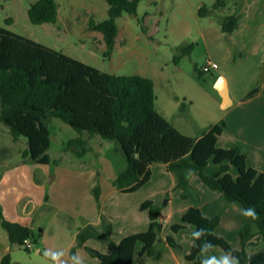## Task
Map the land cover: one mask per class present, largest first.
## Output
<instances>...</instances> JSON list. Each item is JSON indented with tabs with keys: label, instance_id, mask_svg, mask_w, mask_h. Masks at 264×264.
<instances>
[{
	"label": "trees",
	"instance_id": "obj_1",
	"mask_svg": "<svg viewBox=\"0 0 264 264\" xmlns=\"http://www.w3.org/2000/svg\"><path fill=\"white\" fill-rule=\"evenodd\" d=\"M104 1L107 17L102 21L90 18L87 29L102 34V56L110 58L118 35L117 19L126 14L135 18L138 24L142 23L137 18L140 0ZM233 4V12L223 18L217 14L227 7V0H215L210 6L201 3L197 15L214 19L221 32L230 36L238 29L241 20L240 6L237 2ZM27 17L33 25L56 24L58 4L55 0H36L29 6ZM191 48V45L178 46L174 50L185 55ZM194 71L201 77V71L195 67ZM153 86L146 77L103 72L0 27V123L8 129L14 142L25 139L26 149L20 156L22 163L50 164L47 150L50 147L49 124L53 119L62 121L76 132L68 145L76 148L73 151L77 157L88 152L87 143L93 137L112 141L125 159V168L113 181V186L121 194L137 191L149 181L151 166L163 164L176 179L174 189L179 191L180 199L193 202L180 223L171 226L172 232L179 231L186 224L195 230L205 228L208 235L202 240L210 241L223 252L233 249L226 240L215 235L219 215L207 218L200 212L196 190L189 184L191 170L208 189L221 193L227 205L237 203L242 209H256L258 220L243 216L238 233L240 249H233L232 255L239 258V264H264V247L253 254L245 251L246 245H255L259 240L264 246V172L258 173L246 165L243 144L234 143L225 149L216 147L217 137L226 129L223 121L211 125L197 138L181 134L156 111ZM257 92L254 90L249 96ZM8 154L7 149L0 150V164L9 158ZM209 163L213 170L206 175L204 169ZM231 170L236 173L235 177ZM92 192L97 200V187ZM140 210L148 213L149 224L145 232L126 236L115 243L110 239V223L101 214L102 232L98 233L90 226L79 229L70 256L74 255L76 247H83L96 264H131L134 247L140 243V254L160 258L161 206L146 201ZM0 227L6 232L11 246L27 251L30 250L24 247V241L35 244L36 237L42 233L39 229L35 235L31 228L8 221L1 207ZM88 239L105 243L108 253L85 246ZM202 240L195 243L199 245ZM164 243L171 248L179 247L171 236L166 237ZM199 251L198 247H193L192 241L186 260L200 264ZM0 264H11L10 255L5 254Z\"/></svg>",
	"mask_w": 264,
	"mask_h": 264
},
{
	"label": "crops",
	"instance_id": "obj_2",
	"mask_svg": "<svg viewBox=\"0 0 264 264\" xmlns=\"http://www.w3.org/2000/svg\"><path fill=\"white\" fill-rule=\"evenodd\" d=\"M239 13L241 15L239 27L230 36L223 34L212 18H207L205 29L200 31L198 38L204 43V52L209 57L206 60L211 59L219 64L218 68L207 76L196 75L194 67L199 70V65L194 60H191L192 70L189 69L192 72L181 67L183 57H190L193 52L192 48L195 46L193 41L173 44V57L179 55L174 50L178 46L191 45L192 48L189 54H180L178 58L169 61V65L155 66L154 63L148 65L145 61V65L141 63L135 73L119 74L116 67L123 65V62L127 63V59L124 57L122 63L118 62L117 52H122L121 48L128 50L132 45L119 47L116 40V54L114 50L110 56V61L114 64L111 74L139 75L150 79L154 85L156 111L187 137L197 138L211 125L223 121L226 129L217 137L216 147L225 149L234 143L243 144L246 165L262 173L264 172V0H244ZM141 29L143 34L148 32L147 36L151 38L146 26L141 25ZM204 63L205 60L202 65ZM170 85L174 90L175 99L173 95H169L167 86ZM254 90L258 92L249 96ZM87 145L89 150L81 157L74 154L75 148L72 149L78 165L73 162L74 159L67 160L69 163L66 173L60 175L57 173L54 176V179L58 178L59 183L82 181L86 184L82 188L83 194L80 192L77 195L75 192L72 195V198L76 196L80 198L72 202L70 208L68 204L64 205L71 213L80 216V224L71 232L69 246H76L79 229L90 226L101 233L103 230L101 214L110 223V239L115 243L126 236L145 232L149 224L148 213L141 211L140 207L144 202L150 201L161 206L159 221L162 223V230L159 242L162 243V253L158 259L142 255L141 244L137 243L131 264H193L186 260V255L191 249V234L195 228L186 224L182 230L171 232V226L180 223L182 215L193 205V202L190 199H180L179 191L174 189L176 179L167 171L165 165H152L151 176L146 184L133 193L121 194L113 186L118 172L125 168V159L118 147L114 142L99 137L91 138ZM34 165L41 168L39 169L41 174L31 173L32 165L22 162L8 166L0 174V207L4 217L10 222L31 228L33 233L42 229L37 217L44 212L49 203L46 194L50 190L45 187L46 177L49 175L48 165ZM212 170L213 166L209 163L204 173L209 175ZM89 171L92 172L91 177L87 175ZM230 173L233 177L236 176L234 170ZM189 184L196 190L197 206L202 215L207 218L219 215L215 235L226 240L233 249H240L238 233L243 222L241 206L237 203L227 205L223 195L208 189L195 172H191ZM95 187L98 189L97 200L92 192ZM163 199L166 201L161 205ZM168 236L174 239L178 248H171L164 243V239ZM84 245L101 253H108L107 245L96 239H88ZM32 246L33 244L29 250ZM10 247L6 232L5 236L0 232V260L5 254H9ZM262 247L264 246L259 240L255 245H246L245 251L247 254H253ZM76 248L75 254H79L84 259V264H96V260L89 258L83 247ZM37 253L40 255L41 251L37 250ZM222 253L219 247L211 251V255L217 257ZM68 264H71L70 254Z\"/></svg>",
	"mask_w": 264,
	"mask_h": 264
},
{
	"label": "rangeland",
	"instance_id": "obj_3",
	"mask_svg": "<svg viewBox=\"0 0 264 264\" xmlns=\"http://www.w3.org/2000/svg\"><path fill=\"white\" fill-rule=\"evenodd\" d=\"M35 1L0 0V27L111 74L114 64L111 63L110 58H103L102 56L104 51L102 34L87 29V22L90 18L95 21H102L107 17V5L104 0H55L58 4V22L41 25L31 24L27 17V10ZM214 1L140 0L137 18L142 20V24H138L135 18L126 14H123L116 21L119 30L116 38L118 46L132 45L128 50L121 48L122 52H117L118 62L122 63L124 57L127 59V63L123 62L121 66L115 65L117 72L119 74H133L141 63L145 65V61L148 62V65L152 63L155 66L169 65L174 54L173 44L179 45L183 41L186 43L193 41L195 46L192 48L193 52L190 57H183L181 67L192 72L191 60H194L199 65L200 70L204 60L206 61V58L209 57L204 52V43L198 38L200 31L205 29L207 18L198 17L197 8L201 3L210 6ZM234 2L241 6L244 0H227V7L219 11L217 16L223 18L232 13ZM141 25L148 28L151 38L147 36L148 32L143 34ZM202 75L207 76L209 74ZM167 89H169V95L172 96L174 94L172 85L167 86ZM172 97L173 99L176 98L174 95ZM49 130L50 147L47 150V155L50 158V164L47 166L49 175L46 177L45 184L46 189H50L46 194L49 203L44 212L37 217L42 227V233L40 237H36V243L33 244L30 251L11 246L8 252L11 257V264H51V261L43 255V252L49 249L65 251L62 259L68 261L70 251L74 247L69 246L71 232L80 224V216L71 213L64 205L68 204L70 208L72 202H76L80 198V196L72 198V195L75 192L77 195L80 192L83 194L82 188L86 184L82 181L59 183L58 178L54 179V176L57 173L59 175L66 173L69 163L67 160L74 159L73 162L78 165V160L74 158L72 148L68 145L70 139L77 134L58 119L51 120ZM1 149L9 151V158L1 162L0 174L8 166L23 162L20 156L26 149L25 139L20 138L14 142L8 129L2 123H0ZM54 161L56 162L54 163ZM30 164L33 167L31 173L37 175L41 172L39 170L41 168ZM91 174L92 172L89 171L87 175L91 177ZM165 201L163 199L160 204L164 205ZM0 232L5 236L2 229ZM37 233L38 230L34 232L35 235ZM76 249L73 252L74 255ZM37 250L41 251L40 255Z\"/></svg>",
	"mask_w": 264,
	"mask_h": 264
},
{
	"label": "clouds",
	"instance_id": "obj_4",
	"mask_svg": "<svg viewBox=\"0 0 264 264\" xmlns=\"http://www.w3.org/2000/svg\"><path fill=\"white\" fill-rule=\"evenodd\" d=\"M188 175H191V170H189ZM241 214L246 218H250L252 220H258L259 214L257 213L254 207H249L247 209H242ZM193 247L199 248V257L200 264H239V258L233 256V252L235 250L229 249L223 252L219 257L214 255H208V253L215 247L210 241L202 240L203 237L208 235L207 230L205 228H198L192 234ZM202 240V242L197 245L195 241ZM44 257L51 261V264H68V261L62 259L65 255V251H52L45 250L43 252ZM71 264H84V259L79 255L75 254L71 256Z\"/></svg>",
	"mask_w": 264,
	"mask_h": 264
},
{
	"label": "built area",
	"instance_id": "obj_5",
	"mask_svg": "<svg viewBox=\"0 0 264 264\" xmlns=\"http://www.w3.org/2000/svg\"><path fill=\"white\" fill-rule=\"evenodd\" d=\"M218 68V65L216 62L211 60H206L205 63L202 65L200 71L202 74H209L212 71L216 70ZM24 247L30 249L31 242L29 240L24 241Z\"/></svg>",
	"mask_w": 264,
	"mask_h": 264
}]
</instances>
